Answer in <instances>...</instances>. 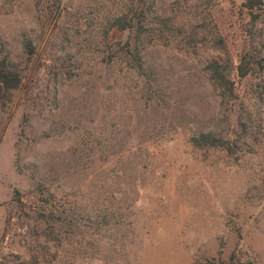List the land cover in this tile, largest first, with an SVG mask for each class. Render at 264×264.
<instances>
[{"label": "rangeland", "instance_id": "rangeland-1", "mask_svg": "<svg viewBox=\"0 0 264 264\" xmlns=\"http://www.w3.org/2000/svg\"><path fill=\"white\" fill-rule=\"evenodd\" d=\"M125 1L0 0V58L23 79L6 105L0 91V237L16 191L42 183L74 210L44 264H204L220 250L264 264V5L254 23L244 0H147L141 70L132 34H106ZM242 55L249 74L223 103L207 60ZM202 131L236 153L194 146Z\"/></svg>", "mask_w": 264, "mask_h": 264}, {"label": "trees", "instance_id": "trees-1", "mask_svg": "<svg viewBox=\"0 0 264 264\" xmlns=\"http://www.w3.org/2000/svg\"><path fill=\"white\" fill-rule=\"evenodd\" d=\"M244 5L250 11L251 20L254 23L257 22L260 17L257 11L261 8V5H264V0H244ZM121 6H127L126 10L121 11L120 14H114L107 20L106 34L109 37L113 31H129L132 34V40L126 43V53L133 52L134 58L132 59L137 62V67L142 70L144 63L140 56L142 52L141 37L148 31L145 23L147 9L143 6L151 5H147V0H127ZM52 7H56V9L51 8V13L56 11L59 6ZM160 18L161 22H164V28L171 32L174 39L181 41L185 30H183V26H176L172 21H167L170 19L162 18V16ZM159 31L161 33L162 29L160 28ZM25 48L28 57L32 58L35 55V50L30 40H26ZM126 59L130 60L128 56ZM246 60L247 55H242L235 65L229 59H226V61L223 59L207 60L205 68L210 82L222 97L223 103H228L237 98L236 92L239 89L240 79L249 74V69L245 65ZM22 82L21 76L10 68L7 56L1 57L0 91L4 89L8 93L6 102L3 100L4 105L10 99L11 90L20 87ZM239 120L240 125L243 126L241 117ZM192 143L199 148L224 149L230 151L233 155L236 153L229 137L215 134L212 131L197 133L192 137ZM11 203L12 207L8 212L6 225L0 237L1 264H12L6 257L8 253H4V251L10 250L16 242L28 249L27 256L23 252L15 254L17 264H44L43 258L49 248V242L59 247L73 237L74 210L71 206L62 203V199L58 198L44 184L36 185V188L28 193L16 191ZM41 241L44 242L41 243ZM41 251L44 254H41ZM213 260L214 262L204 264H244L237 252H233L227 259L220 250L218 255L213 257Z\"/></svg>", "mask_w": 264, "mask_h": 264}]
</instances>
